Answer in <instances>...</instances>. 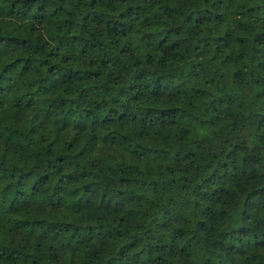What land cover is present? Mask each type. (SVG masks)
I'll return each instance as SVG.
<instances>
[{
  "label": "trees",
  "instance_id": "1",
  "mask_svg": "<svg viewBox=\"0 0 264 264\" xmlns=\"http://www.w3.org/2000/svg\"><path fill=\"white\" fill-rule=\"evenodd\" d=\"M0 264H264V0H0Z\"/></svg>",
  "mask_w": 264,
  "mask_h": 264
}]
</instances>
